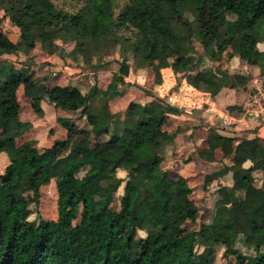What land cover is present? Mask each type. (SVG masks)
<instances>
[{
	"label": "trees",
	"instance_id": "trees-1",
	"mask_svg": "<svg viewBox=\"0 0 264 264\" xmlns=\"http://www.w3.org/2000/svg\"><path fill=\"white\" fill-rule=\"evenodd\" d=\"M147 1L142 9L134 0H78L73 7L57 0H0V10L19 30L13 42L0 21V154L9 160L0 174V264H169L162 261L165 249L187 237L201 251L191 264H218L220 258L221 264H264V185L255 177L260 173L264 181V139L221 134L226 127L209 125L153 93L161 70L171 68L178 84L186 80L214 99L225 88L240 97L247 75L207 66L235 57L264 78V53L258 50L264 0ZM187 7L195 8L199 29L186 20ZM98 54L101 64L95 65ZM20 55L27 61L69 59L96 74L112 58L118 75L107 87L97 80L91 91L50 88L48 76L38 77L30 63L17 67L3 58ZM143 72L144 87L125 82ZM20 87L40 118L43 101L66 114L79 113L77 119H57L65 139L44 148L34 140L16 144L31 128L21 121ZM126 89L131 103L113 115L109 104ZM244 110L237 103L227 112L240 116ZM180 115L207 128L204 146L173 117ZM82 119L89 128L77 123ZM186 148L189 160L212 170L204 176V190L231 174L232 185L217 193L209 222L199 220L188 180L162 170L163 153ZM125 164L130 166L117 196ZM52 181L58 185L57 220L28 221L26 208L39 203L42 187Z\"/></svg>",
	"mask_w": 264,
	"mask_h": 264
},
{
	"label": "rangeland",
	"instance_id": "rangeland-1",
	"mask_svg": "<svg viewBox=\"0 0 264 264\" xmlns=\"http://www.w3.org/2000/svg\"><path fill=\"white\" fill-rule=\"evenodd\" d=\"M63 6H75L78 0H57ZM137 5L142 8L146 9L148 6L147 0H134ZM185 18L186 20L192 25L194 29H199V22L197 18V13L194 7H187L185 11ZM0 21H1V29L2 31L9 37L10 40L16 42L19 38V30L18 28L12 23L10 19L4 16L2 10H0ZM185 35L188 34L187 31L184 32ZM81 37L80 35L77 36L78 39ZM112 43V41H111ZM212 44L215 46L217 44L216 41H212ZM193 45L196 49L198 54H203L202 47L196 42L193 41ZM258 50L263 53L264 51V39H260L258 41ZM12 62L15 63L17 67L20 65H26L30 63L33 66L34 71L39 76L47 75V84L50 88L60 86H81L82 89L86 91H91L94 88L96 81L100 80L101 84L104 87L110 85V83L115 80L117 77L118 72V65L117 63L110 58L109 64L107 68L102 71H110L111 76L109 74L103 73L100 71L99 73L95 72H83L80 71L79 77H72L78 74L75 73L74 67L79 69L74 62L71 60H63L59 57H51V61L47 60L48 58H43L41 56H37L32 62L30 60H21V56H10ZM25 59V58H22ZM27 59V58H26ZM100 55H95L93 59V63L95 65L101 64ZM21 60V61H20ZM238 60V61H237ZM233 63H226L224 60L220 63L212 64L211 62L207 63V66L216 67L220 70H225L230 74H244L249 77V83L247 85L246 90L243 92L244 94L240 97L232 99V103L243 104L244 106L247 105L249 101L254 99V96L257 92L260 91L262 95H264V78L261 77L259 70H251L249 66L239 58H237ZM242 63H240V62ZM80 70V69H79ZM145 74V73H144ZM72 75V76H71ZM81 75V76H80ZM115 77L113 78V76ZM147 77V75L145 74ZM99 82V83H100ZM191 85L190 83H188ZM142 86V85H141ZM145 85H143L144 87ZM124 95L121 96L119 100L112 103V111L115 113L119 111H123L129 104V97L128 93L129 90L126 89L124 91ZM230 93H235L230 92ZM17 98L19 104L21 106V121L30 122L31 128L27 130L22 135L16 138V144L18 146L29 142V141H36L39 148L49 147L52 145L54 140L63 139L66 135V130L56 122V118L60 115L59 113H63L60 109L49 105L46 101L42 102V108L44 111L43 117H38L33 111L29 103L27 102L28 99L24 95V91L22 87H20L17 91ZM230 103V102H229ZM225 107V106H224ZM229 106L225 108H221L224 113H228L227 109ZM247 109V108H246ZM247 111V110H246ZM245 111V112H246ZM122 113V112H121ZM75 119L79 117V113L70 114ZM200 118L205 121L209 119L203 118L202 115ZM207 119V120H206ZM77 123L80 126L88 127L87 122L82 119L78 120ZM191 123V124H190ZM212 124L220 125V122L214 121ZM178 125V124H177ZM198 121L196 122H185V128H189L196 133L195 136L199 138V141L202 140L203 134H199L198 128ZM222 126V125H220ZM183 129V126H180L179 130ZM183 131V130H182ZM188 135V134H187ZM189 141L185 142L184 146H187ZM200 143V142H199ZM186 149L181 150L177 155L173 152V150H168L167 152L163 153L165 157V162L162 166L163 171H172L176 177H184L188 180V185L193 189V193L191 199L193 200L195 206L199 210V220L204 222H209L214 211V202L217 197V193L221 192V188L224 186H231L232 179L231 174L220 179L218 181L213 182L206 190H204V176L206 174L211 173V168L206 165L201 160H189L188 154H186ZM8 157L6 153L0 154V174L4 173L6 166L8 165ZM130 166V164H125L118 172V176L123 180L122 186L118 190L117 196L123 194L124 182L126 180V169ZM255 177L257 179V183L260 186L264 185L262 174L256 173ZM160 177L157 178L154 182H159ZM58 217V185L55 181H52L49 185L42 187L41 195L38 204L30 205L25 210V218L28 221H35L36 223L42 219L48 221H56ZM195 225H190L189 229H195ZM144 237L143 233L139 234V238ZM201 251L192 248V241L190 237H187L183 240H180L172 245H169L163 255L162 261L169 263V264H186L189 262L191 264V260L194 256L198 255ZM221 254V252H220ZM222 263V259L218 260V264Z\"/></svg>",
	"mask_w": 264,
	"mask_h": 264
},
{
	"label": "built area",
	"instance_id": "built-area-1",
	"mask_svg": "<svg viewBox=\"0 0 264 264\" xmlns=\"http://www.w3.org/2000/svg\"><path fill=\"white\" fill-rule=\"evenodd\" d=\"M162 82L153 93L155 96L173 108L187 114L197 113L207 115V124L211 125L213 120L220 122L224 127H232L237 123H242V119L229 116L220 109L213 97L209 93L198 91L186 82L178 84L176 76L171 68L161 70ZM129 83L146 85L147 77L145 74L137 75L136 79L127 80ZM264 113V95L259 92L252 101L247 103L245 116H259ZM214 125V124H213Z\"/></svg>",
	"mask_w": 264,
	"mask_h": 264
},
{
	"label": "crops",
	"instance_id": "crops-1",
	"mask_svg": "<svg viewBox=\"0 0 264 264\" xmlns=\"http://www.w3.org/2000/svg\"><path fill=\"white\" fill-rule=\"evenodd\" d=\"M4 13V12H3ZM263 53H264V51H263ZM22 58H25V59H22L21 58V60H26V57L24 56V55H20ZM3 58H11L10 56H5V57H3ZM51 59L52 58H48L47 60H49V61H51ZM11 60V59H10ZM20 60V61H21ZM235 60H237V57H235V58H233L232 59V61H231V63H233ZM238 61V60H237ZM240 62V61H239ZM240 63H242V62H240ZM243 64V63H242ZM249 66V65H248ZM34 67L32 66V69H33ZM249 68H251V70H259L257 67H253V66H249ZM34 70V69H33ZM74 71H75V73L76 74H78V75H76V76H72V77H79V74H80V71L81 70H79V69H77V68H75L74 67ZM103 73H106L107 72V74H109V76H111L112 74H111V72L110 71H102ZM111 74V75H110ZM140 74H144V72L143 73H139V74H137V75H140ZM146 74V73H145ZM36 75L38 76V77H41V76H39L37 73H36ZM137 75L136 76H134V77H128V78H126L125 79V82L126 83H128V84H132V83H129V82H127V80L129 79V80H134V79H136V77H137ZM81 76V75H80ZM115 77V75L113 76V78ZM183 82H186L187 84H188V82L186 81V80H184ZM134 84H137V83H134ZM181 84V83H180ZM137 85H140V84H137ZM189 85V84H188ZM141 86V85H140ZM189 86H191L192 88H194V89H196L194 86H192V85H189ZM23 89V88H22ZM93 89V88H92ZM196 90H198V89H196ZM90 91V90H89ZM198 91H200V90H198ZM234 90H231V89H227V88H225V89H223L216 97H215V102H216V104H217V106L218 107H223V108H225L226 106H232V105H235L236 103H232V99L234 100V98L236 97V93H230V92H233ZM201 92H203V91H201ZM235 92V91H234ZM205 93H207V92H205ZM125 93H123L122 95H120V96H118V97H116L115 99H113L111 102H110V104H109V106H110V112L113 114V115H117V114H119V113H121V112H123V111H125L126 110V108L129 106V104L131 103V100H132V97H131V94L130 93H128L127 95H128V97H129V99H130V101H129V104H128V106L123 110V111H119V112H117V113H115L114 114V112L112 111V103H114V102H116L117 100H119L120 98H121V96H123ZM28 102V101H27ZM47 102V101H46ZM230 102V103H229ZM48 103V102H47ZM225 106V107H224ZM247 108V105L246 106H244V112L240 115V116H234V115H232V114H230V113H226L227 115H229V116H233V117H235V118H237V119H242L243 120V122L242 123H237L236 125H234V126H232V127H226V130L225 131H220V133L221 134H224V135H228V136H242V135H245L246 133L248 134V137L249 138H255V137H260V138H263L264 139V113L263 114H261V115H259V116H245V111L247 110L246 109ZM62 111V110H61ZM60 115L56 118V122H57V119L58 118H60V117H66V116H70V117H73L72 115H69V114H66L65 112H63V113H59ZM203 116V118H207V115H202ZM174 118H175V120H177L178 122H182L183 124L186 122H196V120H194L193 118H190V117H188V116H186V115H180V116H173ZM207 120V119H206ZM203 121H205L204 119H203ZM24 122V121H23ZM206 122V121H205ZM26 123H30V122H26ZM31 124V123H30ZM191 124V123H190ZM211 125H213V124H211ZM214 125H216V124H214ZM85 128H89V126L88 127H86V126H84ZM229 131H231V132H229ZM190 132V131H189ZM188 132V133H189ZM191 132H193V131H191ZM190 132V133H191ZM198 132H199V134H203V138H202V140H200L199 141V139H198V142H200V146H204V142H205V140H206V135H207V128H205V127H201V128H198ZM194 135L196 134V133H193ZM0 136H1V132H0ZM66 138V135H65V137L63 138V139H65ZM198 138V137H197ZM60 140H62V139H60ZM56 140H54L53 141V143L55 142ZM52 143V144H53ZM50 147V146H49ZM225 163H227V164H229L230 163V161L229 160H225ZM250 164H247V166H249Z\"/></svg>",
	"mask_w": 264,
	"mask_h": 264
}]
</instances>
